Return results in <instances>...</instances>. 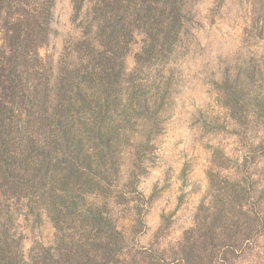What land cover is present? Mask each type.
<instances>
[{
    "label": "rangeland",
    "instance_id": "rangeland-1",
    "mask_svg": "<svg viewBox=\"0 0 264 264\" xmlns=\"http://www.w3.org/2000/svg\"><path fill=\"white\" fill-rule=\"evenodd\" d=\"M103 1L46 0L37 61L0 34L3 94L22 72L48 95L25 102L30 136L16 119L39 168L4 203L24 253L59 250V222L107 264H264V0ZM70 82L96 102L73 104Z\"/></svg>",
    "mask_w": 264,
    "mask_h": 264
},
{
    "label": "trees",
    "instance_id": "trees-1",
    "mask_svg": "<svg viewBox=\"0 0 264 264\" xmlns=\"http://www.w3.org/2000/svg\"><path fill=\"white\" fill-rule=\"evenodd\" d=\"M48 1L50 4L51 0ZM113 3L116 4L112 0L103 1L100 11L103 12L105 9H108L110 12ZM45 4L46 0H0V22H3V27H0V34L2 33L3 35L2 41L4 45L5 43L7 45L8 42L10 50L17 53L18 58L30 54L35 61L39 59L38 51L43 46L41 43L46 37L44 34L49 14L48 10L44 7ZM113 14L107 19L112 24L110 35L111 37H116L124 32L123 27L125 22L121 17H113ZM5 26L9 28L4 30ZM9 33L10 35L14 34V36L8 40L6 35ZM2 71L4 70H2V65H0V85L2 83ZM33 72V74H40L37 66ZM22 75V72H18L16 86L12 85L10 87L9 94H3V90H0V264H107L100 257H97L94 251L86 249L85 246L89 247L90 244H85V241H83L84 236L74 232L69 233L73 228L63 227L59 222L54 223L56 231L55 239L59 245V250L55 249V252H51L52 250L49 248H41L42 255L36 260L31 256H26L16 239V234L12 233V230H14L12 226L14 224H12L11 211H9V207L5 206L4 203H8L11 206L13 201L27 199L30 196L29 192L33 189L36 190L35 172L39 171V168H35L29 163L28 155L24 153V151L27 152V148L20 150L24 146V144L21 145V141L26 136L18 130L21 125L17 124L16 119L23 118L22 127L26 129L28 136H30L31 129L29 131V127L34 117L25 102L28 98L37 100L42 93L45 94V98H48L47 92L45 90L38 91L34 83L27 85ZM67 85H72L70 88L77 87L75 91L69 93V96L73 98V101L71 100L73 104L96 102L95 93L89 88L84 89L78 84L74 85L72 82ZM41 87L44 89L43 85ZM63 96L66 95H59L58 98ZM68 98L64 97L62 104H69ZM40 117L37 119L41 121L46 120V117ZM20 145L22 146L21 148H19ZM38 188L37 192L45 189L54 196V190L48 189L46 185H38ZM45 190L43 191L45 192ZM60 192L63 193L62 190ZM39 198L50 197L40 194ZM68 202L72 205L75 204L72 198L67 201V204ZM111 234L107 240L110 241L112 236L117 238L116 241L122 240V234L117 228L113 229V233ZM99 240L105 243L104 246L100 244L99 246L103 249L105 248L104 250H108V252H112V245L109 241L104 242V238H99ZM81 252L91 254L93 257L88 259L87 262L80 261ZM96 257L99 258V261H97Z\"/></svg>",
    "mask_w": 264,
    "mask_h": 264
}]
</instances>
